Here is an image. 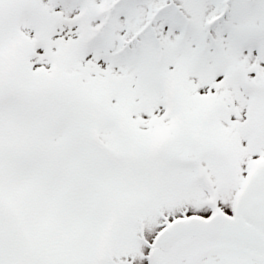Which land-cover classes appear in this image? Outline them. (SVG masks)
<instances>
[{
  "label": "snow or ice",
  "instance_id": "snow-or-ice-1",
  "mask_svg": "<svg viewBox=\"0 0 264 264\" xmlns=\"http://www.w3.org/2000/svg\"><path fill=\"white\" fill-rule=\"evenodd\" d=\"M0 264H264V0H0Z\"/></svg>",
  "mask_w": 264,
  "mask_h": 264
}]
</instances>
